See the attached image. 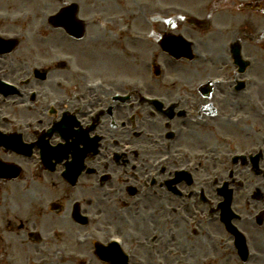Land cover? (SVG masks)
I'll return each instance as SVG.
<instances>
[{
    "label": "flooded vegetation",
    "instance_id": "obj_1",
    "mask_svg": "<svg viewBox=\"0 0 264 264\" xmlns=\"http://www.w3.org/2000/svg\"><path fill=\"white\" fill-rule=\"evenodd\" d=\"M129 2L81 0L85 14L99 15L97 22L112 15L101 25L119 23V18L125 17L139 21L142 30L150 26L154 29L165 28L169 20H165L164 2L161 3L162 7L155 10L149 4L130 8ZM239 2L197 0L190 8V20H186L187 16L182 23H179L178 18L171 19L169 24L183 30L181 34L190 41L191 59H181L177 63L167 60L158 50L147 53L151 51L150 40L164 39L167 32L150 33L141 45L144 46L143 54L132 55L129 50L122 49L126 55L121 56L126 60L120 63L115 54L108 53V48L95 49L97 53H86L77 60V69L71 68L70 46L63 38L64 34H53L57 39L50 41L46 48L39 49L47 54L63 50L66 59L57 67L65 71L73 85L85 84L89 88L99 85L100 95L104 100H110L116 120L125 121V114H128L134 127V133L119 134L116 126L110 125L105 113L99 116V129L106 135L125 141L126 154L121 157L116 155L115 164L105 161L100 167L105 172L110 170V173L104 180H94L89 189H101L99 185L109 182L115 185L112 180L116 179L120 183L151 185L154 189L146 200H178L189 194L192 198L196 197L199 180H205L215 172L218 173L219 181L226 176L229 182L242 186V182L249 184L253 179L254 183L259 178V184H263L264 173L258 168L264 169V151L257 161L258 167L252 169L247 161L241 166L236 174L241 181L235 172L231 177L230 170L226 173L224 166L215 160L217 154L231 150L246 152L252 148H258L255 150L257 152L263 145L264 0H249L248 7L239 6ZM237 25L238 28H235ZM256 26L259 30L252 32L251 29ZM1 33H7L5 25H0ZM107 33L111 37L118 36V33ZM125 35L132 37L135 34ZM236 43L240 46L239 54L249 60L246 67L240 59H236L237 64L234 63V54L238 50ZM152 67L158 74L154 77L155 81L151 80ZM236 84L242 89H234ZM51 90L54 96L66 94L65 89ZM118 94L127 95V98L120 101L110 99ZM149 96L162 103L163 108L157 110L144 102ZM107 106L108 103L104 108ZM5 109L19 120L34 116V113L23 112L16 105H8ZM46 124L44 122L42 125ZM227 130H233L234 134H227ZM34 152L38 155L39 149L35 148ZM37 162L7 148H0V163L12 167L16 172V176L11 178L0 176V244L29 242V233L38 226L35 208L39 196L33 192L34 186L28 185L34 180V175L36 181L38 179L40 169L35 171L34 168ZM199 163L202 165L198 166ZM39 166L45 171L44 163L39 162ZM56 167H53L52 172ZM186 170L194 179L192 185L181 182L176 192L170 190L167 187L168 179L175 171ZM48 178L60 183L57 176ZM64 183L67 184L66 181ZM204 190L209 199L217 198L213 187L205 185ZM116 198L121 199L120 196ZM247 205H252V208H248L245 213L252 214L244 215L245 221L240 229L250 234V229L264 228V216L261 226L255 224L253 215L257 205ZM258 209L264 211V207Z\"/></svg>",
    "mask_w": 264,
    "mask_h": 264
},
{
    "label": "rangeland",
    "instance_id": "obj_2",
    "mask_svg": "<svg viewBox=\"0 0 264 264\" xmlns=\"http://www.w3.org/2000/svg\"><path fill=\"white\" fill-rule=\"evenodd\" d=\"M26 1L30 10L36 12L35 17H37L38 13L40 12L39 10L41 8H44L45 10H50L52 7H55L54 4H51V2H49L48 0H37L40 5H35V4H31V0H0V5L3 7L1 10H4L5 12H7V9L9 10H14L15 8L17 9L18 7H20L22 5V3ZM44 1V2H43ZM171 0H168V2H170ZM178 2V0H172V2ZM141 28V26H140ZM93 34H97V30H96V26H93ZM102 37V34H100V39ZM126 44L127 43H117V49H118V54L120 53L119 51L121 49H125L126 48ZM99 48H109L112 49L114 47V45H116L115 43H113L109 38H102L101 42H99L98 44ZM40 48H46L44 46L40 47ZM38 47V49H40ZM72 50V53L78 55L77 51H79L80 49H91L90 47H86L84 44L81 45H77V46H72L70 47ZM94 48V47H92ZM127 48L130 51V54L132 55H138L141 54L142 52H138L140 50H142L144 48V46H141L140 44H135L132 46H127ZM25 50V48H24ZM93 53H97L94 52L92 50ZM102 52V51H99ZM27 53V52H26ZM26 53H22L19 57L20 59H22L23 63H27L29 59L31 58V56L26 55ZM92 53V54H93ZM42 54H39V56H41ZM14 56V54H13ZM50 55H48L49 57ZM39 59L41 57H38ZM66 78L67 75L66 73L63 74ZM63 91H60L59 93H61ZM227 134H234L233 130H227ZM233 149H244V148H233ZM249 186H253V179L251 180V182L249 183ZM240 200V199H239ZM164 203H169V201L167 199L164 200ZM237 204H239V201H236ZM150 202L147 203V206L144 207L146 209L149 208L150 206ZM261 205V204H259ZM258 205V207H259ZM248 208H250L248 206ZM148 211L143 210L141 214H145L147 215ZM135 214H138L135 213ZM153 219H156L155 216H152ZM136 221H138V223L142 224V226L144 225V227H146V223L149 224V221L147 222H143L141 220H139L138 218L136 219ZM180 221V225H182L185 230L186 229V224ZM198 223L200 226V229L198 231V235H194L192 234L191 236L188 235L187 239H184V235H179V237L175 240H172L171 243H168V245L170 247H173L176 249V252L174 253V255L172 256L173 258H178V260H180L181 264H192L198 262L196 261L195 257H197L199 255V262L198 264H240L238 258H236V256L234 255L233 257H230L227 255V253H230V249H228L227 247L224 246L223 247L220 245L219 242H217L216 240L212 241L210 239H208L207 237H204V235L202 234L203 232V228L205 227L204 224H202L201 220L198 219ZM122 228H124V230H127L128 228H131L133 226L131 225H126V224H119ZM154 225L156 226L155 231L159 230L160 231V236L158 238L157 241H159L158 244V249H154V251H148V249H142L143 251H141L140 249L137 250V255L138 258H146V264H171V261H169V259L163 258L161 256L160 251H162L163 247L165 244H161L160 241L164 240V238H166V234L163 232V227L158 224L157 222L154 223ZM121 230V229H120ZM216 232V235H220V230L219 229H214ZM122 231V230H121ZM258 235H261L260 232L258 233ZM257 235V236H258ZM225 241V240H222ZM200 246L204 247V250L202 252H199L201 249ZM199 252V254H197ZM153 253H156V257H151V255ZM261 257H264V253L260 252ZM13 263H18L17 261H11ZM254 264H264V262L259 259L256 260L254 262Z\"/></svg>",
    "mask_w": 264,
    "mask_h": 264
},
{
    "label": "bare ground",
    "instance_id": "obj_3",
    "mask_svg": "<svg viewBox=\"0 0 264 264\" xmlns=\"http://www.w3.org/2000/svg\"><path fill=\"white\" fill-rule=\"evenodd\" d=\"M38 187L43 191L46 192L47 194H50V191L48 189H46L43 185L39 184ZM168 221V219H167Z\"/></svg>",
    "mask_w": 264,
    "mask_h": 264
}]
</instances>
